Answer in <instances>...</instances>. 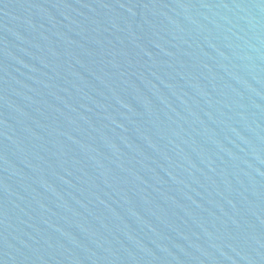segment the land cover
I'll return each instance as SVG.
<instances>
[{
  "label": "water",
  "instance_id": "1",
  "mask_svg": "<svg viewBox=\"0 0 264 264\" xmlns=\"http://www.w3.org/2000/svg\"><path fill=\"white\" fill-rule=\"evenodd\" d=\"M0 264H264V0H0Z\"/></svg>",
  "mask_w": 264,
  "mask_h": 264
}]
</instances>
